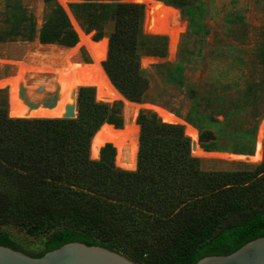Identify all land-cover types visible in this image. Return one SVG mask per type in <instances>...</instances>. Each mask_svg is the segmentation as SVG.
<instances>
[{"label": "trees", "instance_id": "obj_1", "mask_svg": "<svg viewBox=\"0 0 264 264\" xmlns=\"http://www.w3.org/2000/svg\"><path fill=\"white\" fill-rule=\"evenodd\" d=\"M163 1L181 10L189 28L199 25L195 0ZM46 2L52 9L40 41L77 44L79 35L67 12L55 0ZM72 7L86 22V31H96L95 41L103 39L108 24H114L109 38L104 37L109 49L102 65L127 99L145 101L152 73L141 59L167 54L165 36L144 31L146 5L87 0ZM36 33L33 13L21 0L9 3L4 25L0 23V42L19 36L32 41ZM257 58L264 69V44ZM152 67L157 74L166 73L168 81L184 84L181 63ZM77 74L81 91L75 112L15 107L8 111L0 105V196L6 204L0 211L1 245L41 257L81 241L119 251L140 264H194L208 255L230 254L264 236V158L240 169H206L203 160L224 159L194 156L183 124L164 122L157 113L142 110L137 119L141 126L137 169L117 166L111 143L93 159V135L104 123L122 128L123 107L120 101L97 100L94 72ZM246 92L247 101L219 111L223 119L196 106L186 116L197 127L204 149L254 152L259 99L252 87ZM9 223L43 237V250L20 247L2 229Z\"/></svg>", "mask_w": 264, "mask_h": 264}, {"label": "rangeland", "instance_id": "obj_2", "mask_svg": "<svg viewBox=\"0 0 264 264\" xmlns=\"http://www.w3.org/2000/svg\"><path fill=\"white\" fill-rule=\"evenodd\" d=\"M13 1L15 0H0V23L2 25H4L8 4ZM55 1L67 12L73 27L78 32L79 40L81 32L90 35L95 40L96 31L87 32L85 29L86 22L78 17L72 7L73 3L87 0ZM21 2L34 15L37 30L36 38L31 41L25 36H19L15 40L0 42V78L14 75L17 71L16 62L23 61V59L30 60L28 66L40 64L49 67L52 63L50 58L46 56L32 58V53L36 50L48 51L55 45L57 47L61 46V48H69L58 43H42L39 39V33L51 12V4L46 0H21ZM195 7L194 11L199 22L196 28H189L188 19L182 16L179 8L175 7L180 10L184 30L180 34L174 55L171 54L170 36L162 35V37L165 36L162 41L166 40L167 42L166 56H151L156 60L147 64H143L142 60L150 55L142 57V66L152 73V79L148 91L149 97L143 102H137L145 106L140 107L136 113L135 121L137 122L142 110L155 112L160 117L154 106L163 107L177 114L194 127L195 125L186 119L189 112L193 111L194 106L219 119H223V114L219 111L232 108V104L236 102L247 101L248 93L246 91L248 87H252L253 91L258 94V113L260 114L258 123L260 124L264 116V69L258 61L257 54L259 53V46L264 44V0H195ZM114 9L116 10L115 7ZM113 29L114 24H108L104 37L109 38V34ZM89 53L88 49L82 46L79 59L92 63L93 59ZM167 61L179 62L183 65V85L168 81L166 73L157 74L156 69L152 67L153 64ZM69 72L73 75L67 77ZM78 72L68 71L65 74V91L61 97L17 93L13 92L12 86H10L6 89H0V105H6L8 111H10V107L48 111H74L77 109L78 93L80 95L81 91L77 79ZM250 96L254 97L252 94ZM118 101L122 103L124 124L122 128L112 125L117 129H125V102ZM137 124L140 126L139 123ZM112 146L115 148L117 156V148L114 145ZM203 162L204 168L211 170L240 169L243 166H255V164H250L245 160L231 162L213 159L203 160ZM5 208V201L0 196V211ZM2 229L9 231L13 240L28 252H40L44 248L43 237L30 235L25 229L14 223L2 225Z\"/></svg>", "mask_w": 264, "mask_h": 264}, {"label": "bare ground", "instance_id": "obj_3", "mask_svg": "<svg viewBox=\"0 0 264 264\" xmlns=\"http://www.w3.org/2000/svg\"><path fill=\"white\" fill-rule=\"evenodd\" d=\"M136 1L142 2L148 5V8H151L148 13L147 23L144 26L145 33L152 35H169L171 38V54L174 55L178 46L180 34L184 30L180 10L160 0ZM82 46H85L90 52L89 54H91L93 59L92 63H87L79 59ZM108 49V38L95 41L90 35L81 32L79 42L73 47L61 48V46L57 47L55 45L52 46L50 50L47 49L48 51L36 50L32 53V58H39L41 56L50 58L52 63L49 67L40 64L28 66L30 60H24L23 58V61H17L16 73L9 77L0 78V89H6L12 86V91L17 93L61 97L65 91V74L68 71H94L97 75V84L95 87L97 100L107 103L118 100L125 102V129H117L112 124L106 123L103 125L100 132L107 134V140L105 142L111 143L117 148V166L128 170H134L137 168L140 133V126L135 121V116L140 107L145 105L128 100L111 81L102 65V61L107 58ZM155 60L154 57L146 56L143 58L142 62L143 64H147ZM154 108L158 111L160 118L164 122L182 123L186 126V134L189 137L198 139V129L186 122L185 119L163 107L154 106ZM192 153L194 156L202 158L231 161L245 160L247 162L260 163L264 157V122L259 134L258 150L252 156L232 152L208 151L196 142L192 147ZM91 157L96 158L97 156Z\"/></svg>", "mask_w": 264, "mask_h": 264}, {"label": "water", "instance_id": "obj_4", "mask_svg": "<svg viewBox=\"0 0 264 264\" xmlns=\"http://www.w3.org/2000/svg\"><path fill=\"white\" fill-rule=\"evenodd\" d=\"M151 8L146 5L145 23ZM151 23V22H150ZM14 117V116H12ZM17 117V116H15ZM77 117V116H76ZM264 122L262 117L255 143L254 155L258 150L259 134ZM106 124V123H104ZM103 124V125H104ZM109 124V123H107ZM103 125L95 132L91 139L90 155L101 157L102 148L108 144L107 134L101 133ZM191 150L196 142L200 144V137H190ZM201 145V144H200ZM234 153V152H232ZM241 154V153H236ZM0 264H140L127 255L102 245H89L81 241L68 242L56 249L46 252L41 257H34L28 253L0 244ZM194 264H264V236L248 241L237 250L227 255H208Z\"/></svg>", "mask_w": 264, "mask_h": 264}]
</instances>
